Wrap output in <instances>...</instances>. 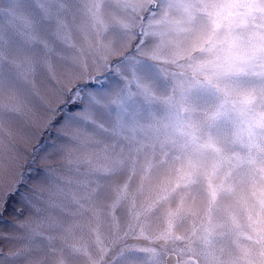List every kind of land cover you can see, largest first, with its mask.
Returning a JSON list of instances; mask_svg holds the SVG:
<instances>
[{
	"label": "snow or ice",
	"instance_id": "1",
	"mask_svg": "<svg viewBox=\"0 0 264 264\" xmlns=\"http://www.w3.org/2000/svg\"><path fill=\"white\" fill-rule=\"evenodd\" d=\"M9 221L0 264H264V0H0Z\"/></svg>",
	"mask_w": 264,
	"mask_h": 264
},
{
	"label": "rangeland",
	"instance_id": "2",
	"mask_svg": "<svg viewBox=\"0 0 264 264\" xmlns=\"http://www.w3.org/2000/svg\"><path fill=\"white\" fill-rule=\"evenodd\" d=\"M55 211V210H54ZM10 224V221L6 223L2 228H0V231H3L5 234L8 232V226ZM11 242L9 240H0V249L7 251L9 247H11Z\"/></svg>",
	"mask_w": 264,
	"mask_h": 264
}]
</instances>
